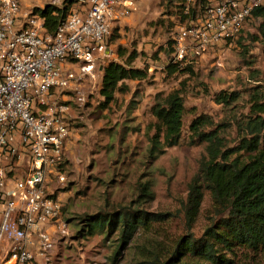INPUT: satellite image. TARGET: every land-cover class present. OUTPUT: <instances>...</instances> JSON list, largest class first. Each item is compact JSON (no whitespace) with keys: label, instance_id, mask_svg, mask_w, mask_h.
<instances>
[{"label":"rangeland","instance_id":"374dc122","mask_svg":"<svg viewBox=\"0 0 264 264\" xmlns=\"http://www.w3.org/2000/svg\"><path fill=\"white\" fill-rule=\"evenodd\" d=\"M52 0H30L32 9ZM187 0H135L128 15L113 24L105 39L107 56L98 60L123 63L142 69L145 77L125 80L115 99L103 104L97 83L83 81L62 91L59 104L66 106V138L63 163L50 173L47 193L60 204V222L68 232L55 237L52 248L35 264H147L153 252L167 248L183 235V203L187 187L205 153V142H190L189 123L199 114L224 125L228 147L238 142L237 124L248 116L264 118V39L258 32L261 18H250L237 36L220 41L199 58L177 64L184 71L168 73L166 48L175 26L195 17L198 3L186 15ZM62 4V3H61ZM80 4L75 3L71 10ZM70 10V11H71ZM187 68V69H186ZM179 90L184 113L179 143L155 158L148 154L154 132L150 108L156 96ZM220 92L232 94L229 103H217ZM29 152L15 154L12 172H27ZM60 175L63 180H60ZM211 199L204 192L193 231L198 235L211 216ZM168 213L163 222H152L118 249V233L86 234L82 220L93 214L122 210ZM116 252V254H115ZM115 257V259H114ZM236 264H264V253L236 250Z\"/></svg>","mask_w":264,"mask_h":264},{"label":"built area","instance_id":"2783aa9c","mask_svg":"<svg viewBox=\"0 0 264 264\" xmlns=\"http://www.w3.org/2000/svg\"><path fill=\"white\" fill-rule=\"evenodd\" d=\"M29 1L0 0V264H35L58 234H67L60 204L45 187L48 174L59 176L69 133L59 95L83 81L97 83L98 60L109 54L104 40L135 6V0H79L49 33L25 5ZM196 1L187 0L186 15ZM202 2L195 17L177 21L171 62L187 63L237 36L253 10L264 6V0ZM24 151L31 157L27 172L10 174L11 158Z\"/></svg>","mask_w":264,"mask_h":264},{"label":"trees","instance_id":"16d2710c","mask_svg":"<svg viewBox=\"0 0 264 264\" xmlns=\"http://www.w3.org/2000/svg\"><path fill=\"white\" fill-rule=\"evenodd\" d=\"M78 1L63 0L59 6L47 3L32 10L43 19L47 32L54 33L57 25L72 11L71 6ZM170 1L180 3L183 0ZM252 17L262 19L258 32L264 39V6L253 10L247 21ZM169 43L165 54L171 50V40ZM132 60L133 56L123 63L109 60L101 65L99 93L104 105L114 101L115 93L123 90L125 80L145 77L142 69L130 67ZM177 64L182 63L169 60L166 65L169 74L185 72ZM215 99L217 103H229L232 94L220 92ZM150 113L154 118V132L149 137L148 154L155 158L181 139L182 94L179 90H172L164 96H156ZM188 128L190 142H205L206 146L187 187L183 203V235L170 247L151 253L147 264H236L237 249L264 253V118L248 116L239 122L236 127L238 142L233 147L226 145L222 135L224 125L208 115H197ZM205 191L210 195L212 212L208 225L196 235L193 228ZM168 217V213L135 209L89 215L82 223L86 234L100 232L107 235L117 231L118 250L126 247L141 228L152 222L166 221ZM116 252L120 253L119 250Z\"/></svg>","mask_w":264,"mask_h":264},{"label":"crops","instance_id":"0c3cea01","mask_svg":"<svg viewBox=\"0 0 264 264\" xmlns=\"http://www.w3.org/2000/svg\"><path fill=\"white\" fill-rule=\"evenodd\" d=\"M25 5H29L28 2H26ZM9 172H10V170H9ZM0 218H1V206H0Z\"/></svg>","mask_w":264,"mask_h":264},{"label":"water","instance_id":"95a60500","mask_svg":"<svg viewBox=\"0 0 264 264\" xmlns=\"http://www.w3.org/2000/svg\"><path fill=\"white\" fill-rule=\"evenodd\" d=\"M100 70H101V68H100Z\"/></svg>","mask_w":264,"mask_h":264}]
</instances>
